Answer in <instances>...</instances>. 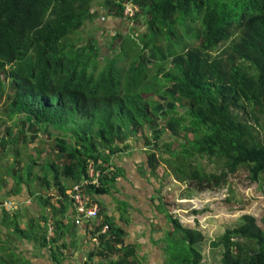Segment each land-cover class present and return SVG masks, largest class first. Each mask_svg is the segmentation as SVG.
<instances>
[{
    "label": "trees",
    "instance_id": "16d2710c",
    "mask_svg": "<svg viewBox=\"0 0 264 264\" xmlns=\"http://www.w3.org/2000/svg\"><path fill=\"white\" fill-rule=\"evenodd\" d=\"M94 6L98 10L93 12ZM126 7L135 8L132 16L124 15ZM138 16L146 19L145 32L129 38ZM100 18L128 22L127 36L115 31L107 42L109 54L99 52L94 33L89 52L76 50L70 37ZM98 30L101 37L107 33L101 22ZM3 102L8 121L22 120L20 141L31 144L38 132L52 140V156L39 165L30 159L21 166L18 153L12 155L14 177L9 180L20 195L25 190L31 205L47 206L53 191L62 203L67 198L63 182L79 183L89 165L103 173L93 191L106 194L113 176L110 159L137 135L147 159L143 173L155 180L164 164L167 176L180 185H197L198 192L223 187L228 175L241 171L260 183L264 0H0ZM25 121L32 137L23 129ZM7 138L11 131L2 139L7 150L0 148V160L13 144ZM44 153L41 148L34 156ZM201 160L220 168V174L207 173ZM159 200L158 211L170 227L160 241L166 264H202L197 249L202 234L183 226ZM8 211L1 205V220L11 219L20 234L18 214ZM105 224L107 233L98 240L101 256L118 255L106 264H138L133 247H123L122 230L107 223L101 228ZM48 245L52 261L60 264L62 246L55 240ZM211 249L221 250L220 264H264V216L259 224L243 215Z\"/></svg>",
    "mask_w": 264,
    "mask_h": 264
},
{
    "label": "crops",
    "instance_id": "0c3cea01",
    "mask_svg": "<svg viewBox=\"0 0 264 264\" xmlns=\"http://www.w3.org/2000/svg\"><path fill=\"white\" fill-rule=\"evenodd\" d=\"M117 28L113 31H120ZM138 137L127 140L123 152L110 159L108 173L113 176L106 194L96 195L95 190L89 187L81 191L86 205L96 204L98 216L95 219H82L76 224L78 214L75 203L69 197L62 203L57 202L59 194L56 191L50 196L49 204L40 207L34 202L31 205L25 190H22L21 195L20 192L15 196L8 195L6 187H12L13 193L12 183L0 187V207L6 206L8 201L16 203L17 200L20 204L17 209L20 213L15 211V207L12 210L7 208L10 214H18L16 224L20 234L14 232L11 219L6 217L1 220L0 214V261L9 264H55L48 245L50 240H55L56 246H62L60 264H106L107 260H115L118 256L114 252L101 256L98 240L103 236L102 223H107L122 230L123 247H133L135 262L162 264L160 241L170 227L164 215L158 211L160 200L156 183L143 173L147 159ZM101 174L100 170L89 165L79 183L64 181L63 187L70 191L75 186L101 177ZM5 195L8 197L3 199ZM43 241L45 245L41 246ZM120 248V245H116L114 250Z\"/></svg>",
    "mask_w": 264,
    "mask_h": 264
},
{
    "label": "rangeland",
    "instance_id": "374dc122",
    "mask_svg": "<svg viewBox=\"0 0 264 264\" xmlns=\"http://www.w3.org/2000/svg\"><path fill=\"white\" fill-rule=\"evenodd\" d=\"M95 10H98V8L94 6L93 12ZM134 10V7H127L125 8L124 15L130 17ZM101 13L102 15H106L105 11H102ZM107 19L100 18L95 20L93 24L86 23V25H84L77 33L73 34L70 39L76 44L75 49H83L85 53L89 52L92 34L94 33V44L99 52L102 54H109L111 49L107 46V42L110 41V37L114 32L112 27L114 29L117 27L120 28L119 32L121 37H126L130 24L126 22V24L124 23L123 25L120 20H116V23H113L112 18ZM99 22L107 28V33L103 34L102 37L101 31L98 30ZM145 25V17H136L132 22L131 27H133V31L129 33V38L132 36L134 37V34L137 32L144 33ZM115 43V41L111 43L113 51ZM194 43L195 42H193V44ZM226 44L227 43L221 45L218 50L223 49ZM97 59L98 61H101L100 56ZM5 105L6 102L0 104V148L7 150L2 144V139L6 137L7 131H11V138H7V141H12L13 144L8 147L9 155H7L5 160H0V181H5L4 187L12 183L9 180V177H14V174L10 172V166L14 162L12 157L14 154L13 152L18 153V159L20 160L21 166L27 163L30 159L37 160L39 165L45 159L52 156L50 150L53 148L51 138L41 134V132H38L37 140L33 138L31 144H29L30 139H23L20 141L18 131L22 120L16 116L11 121H8L4 114ZM260 122L263 123L262 120ZM29 128L30 127L26 122L23 129L28 137H32L34 134ZM41 148L45 150V153L37 159L34 156V153L40 151ZM163 158L167 159L168 156L163 155ZM198 163L205 168L207 173H215L216 175L220 174V168L210 165L203 160ZM20 165L16 170H20ZM160 165L161 167L158 170L157 175L158 179L155 180L152 178L156 183L157 190L160 189L158 197L163 199L162 202L165 207L176 216L183 226L198 229L202 234L203 242L197 247L199 253L203 256L202 264H220L221 250L211 249V243L220 238L224 234L226 228L239 223L243 215L249 214L254 216L260 224V219L264 216V176L262 177V182L252 183L248 179L246 171H241L235 175H228L223 187L198 192L196 190V188H198L197 185L177 184L171 175L167 176V166L164 164ZM38 177L40 178L39 172ZM160 184L162 188L160 187ZM12 185L14 186V183H12ZM7 190L9 191L8 195L12 194L13 196H15L17 192H20L19 188L11 193L12 187L9 186L6 187V192ZM6 197L8 196L5 195L3 199H6ZM6 203L7 208L10 210L15 207V211H17V209L20 208V204L17 200L16 203L11 201ZM17 212L20 213V211ZM16 238H18V236H16ZM161 258L162 264H166L167 258L164 253ZM0 264L9 263L7 261H4V263L0 261ZM151 264H156V262Z\"/></svg>",
    "mask_w": 264,
    "mask_h": 264
},
{
    "label": "built area",
    "instance_id": "2783aa9c",
    "mask_svg": "<svg viewBox=\"0 0 264 264\" xmlns=\"http://www.w3.org/2000/svg\"><path fill=\"white\" fill-rule=\"evenodd\" d=\"M127 8V7H126ZM136 10H134L135 12ZM133 12V13H134ZM132 16V14H131ZM98 178L92 179L91 182H84L82 185L73 187L70 191H67V197L71 198L72 201L76 205V211L78 214V218L75 220L76 224H79L82 219H95L98 215V208L95 203L91 204L90 206L86 205L83 197H82V190L86 187H92L94 189H99V181ZM108 227L107 225H103L101 228V234L105 235L107 233Z\"/></svg>",
    "mask_w": 264,
    "mask_h": 264
},
{
    "label": "clouds",
    "instance_id": "9594fccd",
    "mask_svg": "<svg viewBox=\"0 0 264 264\" xmlns=\"http://www.w3.org/2000/svg\"><path fill=\"white\" fill-rule=\"evenodd\" d=\"M101 177H99V179H100ZM100 184V183H99ZM100 187V186H99ZM89 188H92V187H89ZM94 189V188H93ZM95 190V189H94ZM95 191H97V190H95Z\"/></svg>",
    "mask_w": 264,
    "mask_h": 264
}]
</instances>
